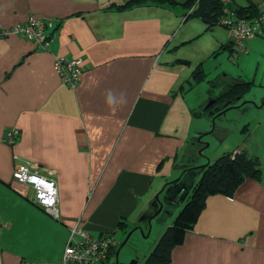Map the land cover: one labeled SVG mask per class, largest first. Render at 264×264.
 I'll use <instances>...</instances> for the list:
<instances>
[{"label":"crops","instance_id":"0c3cea01","mask_svg":"<svg viewBox=\"0 0 264 264\" xmlns=\"http://www.w3.org/2000/svg\"><path fill=\"white\" fill-rule=\"evenodd\" d=\"M242 1L247 4L233 8L263 0ZM112 3L125 2L0 0V29L32 18L53 22L46 50L20 35L0 38V264H62L75 225L113 238L105 264H141L163 206L156 195L196 154L198 133L183 128L195 111L187 92L197 83L179 47L200 37L204 24L195 19L173 37L174 20L187 24L185 10L154 4L117 10ZM199 24L204 29L195 33ZM216 28L205 31L206 53L231 46L225 29ZM246 46L245 59L264 56V22ZM59 56L82 60L76 88L61 82L54 68ZM9 128L20 134L13 145L3 140ZM247 131L222 155L264 154L255 130ZM27 163L52 172L57 217L36 204L30 185L13 179L15 165ZM168 264H264V164L261 179L244 180L232 197L206 199Z\"/></svg>","mask_w":264,"mask_h":264},{"label":"rangeland","instance_id":"374dc122","mask_svg":"<svg viewBox=\"0 0 264 264\" xmlns=\"http://www.w3.org/2000/svg\"><path fill=\"white\" fill-rule=\"evenodd\" d=\"M123 3L128 0H115ZM226 7H232L233 3L247 4L246 1L242 0H223ZM172 8V7H171ZM175 9L183 10L180 6H176ZM174 11V9H173ZM194 18H188L187 24L185 22L173 21L172 32L173 35H179V29L181 33L184 29L194 22ZM203 25H197V29L193 30L195 33L202 28ZM219 31L223 30L222 26H217ZM199 33H202L201 31ZM225 29V28H224ZM200 35L191 42H186L179 47V55L184 57L181 58V63L189 64V70L195 71L198 68L204 71V78L202 81L194 85L193 89L188 90V100H193L195 103V111L190 117V121H186L184 128H190L191 131H196L198 148L196 154L192 158L187 159L183 167L176 175L174 174L169 178L170 184H164L166 190L162 194H157V201L161 203L162 208L159 205L158 216L153 223V229L151 234L146 238L144 242L147 245L142 247V253L149 255L150 251L154 248L156 243L165 229L172 225L175 217L179 214L187 199L191 195L192 183H195L199 178L194 179L196 174H200V167L210 163L212 159L218 155H222L223 151L227 148L232 147L237 140L244 139L248 135L247 128L250 131H254L252 138H258L260 148H264V56L255 57L250 60L245 59V53L239 54L231 51L228 47L220 48L219 50L206 53V33ZM228 37V32L225 29ZM228 41V39H227ZM258 49H253V54L258 52ZM263 51V48L260 49ZM186 60V61H184ZM251 82V87L242 98L231 105L222 113H218L215 117L211 115L218 109V106H223L225 103L220 102L216 104L215 100L220 95L223 86L232 84L234 79ZM241 78V79H240ZM189 82V81H188ZM186 92V91H185ZM208 108V109H207ZM207 109V110H206ZM262 124L261 127L255 129V126ZM189 125V126H187ZM227 134H225L226 131ZM264 164V154H259ZM214 161V160H213ZM212 161V162H213ZM189 169L190 171L185 172ZM42 171V170H41ZM183 187V189L181 188ZM171 188H178L180 194L172 193ZM184 188H186L184 190ZM182 189V190H181ZM155 212V213H156ZM150 227L145 234L148 233ZM143 238V236H142ZM120 239V238H119ZM117 239L116 243L121 242ZM145 244V243H144ZM148 244L152 247L151 250L148 248ZM131 246V245H130ZM141 254V253H139ZM143 255V254H142ZM147 257V256H146ZM146 258H144L145 260ZM120 260V259H119ZM143 260V261H144ZM114 262V261H113ZM132 263V262H131Z\"/></svg>","mask_w":264,"mask_h":264},{"label":"trees","instance_id":"16d2710c","mask_svg":"<svg viewBox=\"0 0 264 264\" xmlns=\"http://www.w3.org/2000/svg\"><path fill=\"white\" fill-rule=\"evenodd\" d=\"M143 4L164 7L180 6L185 10L187 18L201 21L206 30L215 26H222L219 20L227 10L223 0H128L119 6L115 3L111 5H114L117 10H121ZM233 7L228 8L231 9L232 13H237V15L246 19L253 18L258 12V5L253 3L248 6L236 5L235 8ZM203 75L202 70L198 68L193 71L192 78L198 83L203 80ZM251 85V82L236 80L232 84L223 86L215 103L219 105L220 102H223L225 104L218 106V109L211 116L215 117L218 113L237 103L249 91ZM262 166L261 158L249 153L246 149H241L235 153H226L213 162L210 161V163L202 166L201 175L192 186L191 195L185 205L175 217L172 225L165 229L159 240L154 244L152 251L141 264H168L171 261V253L174 247L181 244L185 234L193 229L200 213L206 206V199L217 194L232 197L244 180L261 179ZM126 225L125 221L118 224V228L122 233H126ZM111 246L108 256L102 261L103 264L106 263L111 254Z\"/></svg>","mask_w":264,"mask_h":264},{"label":"built area","instance_id":"2783aa9c","mask_svg":"<svg viewBox=\"0 0 264 264\" xmlns=\"http://www.w3.org/2000/svg\"><path fill=\"white\" fill-rule=\"evenodd\" d=\"M264 22V0L258 4L257 15L246 19L237 13L226 11L219 23L228 32L231 49L235 53H247L246 42L261 33ZM53 28V22L42 18H32L24 23L16 24L7 29H0V38L9 35H20L32 41L36 46L46 50L50 37L47 33ZM54 68L61 82L76 88L83 73L80 58L67 59L59 56L55 59ZM20 134L16 128H9L4 133V143L13 145ZM42 172L35 164H16L12 173L14 180L30 185L34 190L36 204L54 217L58 216V192L52 172ZM76 238L78 240H76ZM112 238L109 235L93 237L88 231L75 225L70 230V237L64 248L62 264H103L108 256Z\"/></svg>","mask_w":264,"mask_h":264},{"label":"water","instance_id":"95a60500","mask_svg":"<svg viewBox=\"0 0 264 264\" xmlns=\"http://www.w3.org/2000/svg\"><path fill=\"white\" fill-rule=\"evenodd\" d=\"M227 109H228V108H227ZM224 111H225V110H223L222 112H224ZM222 112H220V113H222ZM133 230H134V229H133ZM133 230H131L130 232H128V234H127L125 240L123 241L122 245H124V244H126V243L128 242L129 238L131 237V235H132V233H133ZM135 230H138L140 236H144V232L142 231V229L137 228V229H135ZM129 244L132 245L131 242H130ZM133 247H134V246L132 245V248H133Z\"/></svg>","mask_w":264,"mask_h":264},{"label":"clouds","instance_id":"9594fccd","mask_svg":"<svg viewBox=\"0 0 264 264\" xmlns=\"http://www.w3.org/2000/svg\"><path fill=\"white\" fill-rule=\"evenodd\" d=\"M226 11H228V12H231V9H230V8H227V10H226ZM226 11H225V12H226Z\"/></svg>","mask_w":264,"mask_h":264}]
</instances>
